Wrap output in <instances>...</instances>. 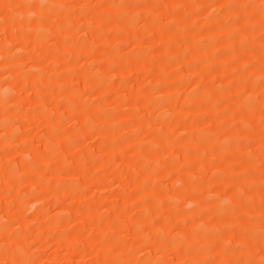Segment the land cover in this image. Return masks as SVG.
<instances>
[{"label":"rangeland","instance_id":"rangeland-1","mask_svg":"<svg viewBox=\"0 0 264 264\" xmlns=\"http://www.w3.org/2000/svg\"><path fill=\"white\" fill-rule=\"evenodd\" d=\"M263 124L264 0H0V264H264Z\"/></svg>","mask_w":264,"mask_h":264},{"label":"bare ground","instance_id":"bare-ground-1","mask_svg":"<svg viewBox=\"0 0 264 264\" xmlns=\"http://www.w3.org/2000/svg\"><path fill=\"white\" fill-rule=\"evenodd\" d=\"M114 2H116V1H113V3H114ZM110 3H111V2H110ZM113 3H111V4H113ZM111 7H112V6H111ZM232 7H233V6H232ZM98 13H99V12H98ZM126 13H128V12H126ZM95 14H96V13H95ZM123 15H124V14H123ZM127 16H128V15H127ZM94 17H95V16H94ZM103 17H104V16H103ZM96 18H97V16H96ZM100 19H101V17H100ZM130 19H131V18H130ZM103 20H104V19H103ZM99 21H100V20H99ZM230 37H231V36H230ZM234 37H236V36H234ZM236 39H237V38H236ZM239 41H240V40H239ZM197 42H198V40H197ZM195 43H196V41H195ZM197 44H199V43H197ZM197 46H198V45H197ZM198 47H199V46H198ZM112 52H113V51H112ZM94 78H95V77H94ZM96 79H98V78H96ZM96 81H98V80H96ZM202 91H203V90H202ZM217 91H218V90H217ZM251 98H252V97H251ZM209 101L211 102V100H209ZM247 103H248V102H247ZM252 103H253V102H252ZM232 104H233V103H232ZM248 105H249V104H248ZM248 108H252V107H250V105H249ZM244 113H245V112H244ZM263 125H264V124H263ZM253 128H254V127H253ZM263 128H264V127H263ZM104 129H106V128H104ZM107 129H108V128H107ZM251 129H252V128H251ZM253 130H254V129H253ZM257 130H258V129H257ZM108 131H109V130H106V132H108ZM251 132H252V131H251ZM103 134H104V133H103ZM157 134H158V133H157ZM200 136H201V135H200ZM163 138H164V137H163ZM207 139H208V138H207ZM211 141H212V140H211ZM219 145H220V144H219ZM221 145H222V144H221ZM224 145H225V143H224ZM239 145H240V144H239ZM222 146H223V145H222ZM226 146H227V145H226ZM234 146H235V145H234ZM237 147H238V146H237ZM152 150H154V148H153ZM152 150H151V151H152ZM205 152H207V151H204L203 153H205ZM151 153H153V152H151ZM203 157H204V156H203ZM203 157L200 156V158H203ZM207 157H208V155H207ZM143 160H144V159H143ZM225 160H226V159H225ZM225 160H224V161H225ZM230 161H231V160H230ZM251 162H252V161H251ZM230 163H231V162H230ZM252 164H253V163H252ZM233 165H234V161H233ZM254 166H255V165H254ZM228 167H229V166H228ZM255 167H256V166H255ZM253 169H254V168H253ZM253 171H254V170H253ZM258 171H259V169H258ZM222 173H224V172H222ZM244 181H246V180H244ZM216 184H217V183H215V186H216ZM218 186H219V184H218ZM217 188H218V187H217ZM219 188H220V186H219ZM152 189L154 190V188H151L150 190L152 191ZM156 189H157V188H156ZM182 189H183V188H182ZM182 189H181V190H182ZM185 190H186V189H185ZM193 190H194V189H193ZM196 191H197V190H196ZM149 192H150V191H149ZM194 192H195V191H194ZM199 192H200V191H199ZM199 192H198V193H199ZM201 192H202V191H201ZM240 192H241V193H240ZM240 192L236 189L235 193H234V191H233L234 194L231 192V195H232L231 197L234 196V197H235L234 199H237V200L241 199V197H243L244 194L241 196L242 191H240ZM196 193H197V192H196ZM203 194H204V193H203ZM196 196H197V194H196ZM202 196H203V195H202ZM205 197H206V196H204V198H205ZM214 198H215V196H214ZM238 198H239V199H238ZM151 199H152V198H151ZM152 201H153V200H152ZM174 201H175V200H174ZM214 202H215V201H213V203H214ZM150 203H151V202H150ZM153 203H154V202H153ZM215 203H216V202H215ZM227 203H228V202H227ZM257 204H258V203H257ZM168 205H170V204H168ZM232 205H234V204H232ZM254 205H255V204H254ZM261 205H262V204H261ZM170 206H172V204H171ZM255 206H256V205H255ZM258 206H259V204H258ZM172 207H173V206H172ZM216 207H218V206H216ZM229 207H230V206L227 205V208H228V209H229ZM222 208H223V209H222ZM222 208H221V209L224 210V209L226 208V206H225V208H224V206H222ZM227 208H226V209H227ZM260 208H261V207H260ZM173 209H174V208H173ZM198 209H199V208H198ZM230 210H231V209H230ZM220 211H221V210H220ZM219 214H220V213H219ZM208 215H209V213H208ZM215 215H218V214L215 213ZM224 217H225V216H224ZM251 217H252V218H251ZM251 217H248L247 222H246V220H244L245 223H247V224H251V223H252V224L254 225V224L259 223L260 220L264 219V218L260 219V218H259L260 216L257 217V216H255V215H253V216H251ZM255 217H256V218H255ZM222 218H223V217H222ZM190 230H191V229H190ZM192 231H193V229H192ZM240 231H241V230H240ZM155 232H156V231H155ZM156 233H157V232H156ZM247 233H249V232L247 231ZM254 233H255V232H254ZM240 234H241V233H240ZM243 235H244V234H243ZM251 235H252V237H253L254 234H249L250 237H251ZM262 235H263V237H264V232H263ZM160 236L162 237V235H160ZM254 236H255V235H254ZM161 237H160V238H161ZM165 238H166V236H165ZM168 241H169V240H168ZM178 241H179V245H182V244H180V241H181V240H178ZM182 243H183V242H182ZM186 243H188V242H186ZM186 243H185V244H186ZM187 246H189V245H187ZM184 247H185V246H184ZM200 250H201V249H200ZM193 251H194V250H193ZM195 252H196V251H195ZM199 254H200V253H199ZM208 258H209V257H208ZM256 262H257V264H263V263L261 262V260H260L261 263H259V260L256 261ZM202 263H203V262H202ZM255 264H256V263H255Z\"/></svg>","mask_w":264,"mask_h":264}]
</instances>
